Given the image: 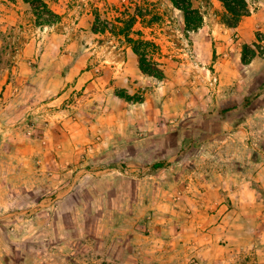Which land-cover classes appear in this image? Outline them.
Masks as SVG:
<instances>
[{
	"label": "rangeland",
	"instance_id": "rangeland-1",
	"mask_svg": "<svg viewBox=\"0 0 264 264\" xmlns=\"http://www.w3.org/2000/svg\"><path fill=\"white\" fill-rule=\"evenodd\" d=\"M34 1L53 23L0 0V264H264V0L249 34L213 0L193 31L169 0H125L159 17L134 29L162 79L93 31L121 0ZM32 67L85 73L45 89Z\"/></svg>",
	"mask_w": 264,
	"mask_h": 264
},
{
	"label": "trees",
	"instance_id": "trees-1",
	"mask_svg": "<svg viewBox=\"0 0 264 264\" xmlns=\"http://www.w3.org/2000/svg\"><path fill=\"white\" fill-rule=\"evenodd\" d=\"M31 3L32 8L35 10L34 14L38 19H41L42 24L53 23L52 12L46 9V13L49 15L43 17V12H36L37 5L34 0H25ZM172 5L180 10L183 14L184 28L186 31H193L197 29L203 21V12L194 7V0H169ZM223 6V13L221 16V22L228 27H235L243 16L250 13V8L247 0H219ZM119 5H105V11L113 12L112 19H105L100 21L99 12L94 9V22L92 29L94 32H110L115 35L121 43H125L129 46L137 56L139 69L150 76H154L158 79L164 77L163 69L160 63L155 59V53L158 45L153 39H148L141 29H134L136 23H141L143 26L146 24H152L157 22L159 17L157 15H151L148 11L138 3H131L125 0L118 2ZM115 6V7H113ZM43 7L46 8L45 3ZM151 16V17H148ZM248 50L246 45L243 46V61H245L244 53ZM253 54V53H252ZM253 56V55H252ZM257 93L253 97H256ZM251 99L244 97V105H248ZM234 107H228L226 111L233 109ZM164 165L163 161L154 162L151 167L156 169Z\"/></svg>",
	"mask_w": 264,
	"mask_h": 264
},
{
	"label": "crops",
	"instance_id": "crops-1",
	"mask_svg": "<svg viewBox=\"0 0 264 264\" xmlns=\"http://www.w3.org/2000/svg\"><path fill=\"white\" fill-rule=\"evenodd\" d=\"M213 1L218 3L220 5V8H222V10H224L223 6L219 0H213ZM43 2H45V1H43ZM52 11L55 12L54 9ZM57 12H56V14H57ZM63 12L64 11H62V13ZM257 15H259V13H257L256 15L248 14L246 16H243L241 18V20L239 21V23L235 27H232V28L239 29L242 33L247 32L249 34L250 32H252V24L257 19V17H255ZM57 17L59 19V20L57 19V22L59 21V23H63V21L66 19V15L61 16L59 14V12H58ZM93 22H92V25H93ZM65 49L66 48L63 47L61 49V51H64ZM44 53H45V51L43 52V54ZM81 68H83V67H32V69L30 68L29 71L33 73L32 78H34V80H36V82H40V86L45 87V89H53L58 84L62 85L63 82H65L63 86H66L69 81H72L81 72V70H82ZM18 73L21 75L23 72L18 71ZM84 73H85V71L81 72L80 75H83ZM24 78H25V80H27L29 77L24 76ZM203 242H208V241H201V244H203ZM210 242L211 241L209 240V244H210ZM202 246L203 247H201V249H202L201 252L206 254L208 249H209V246L208 245H202ZM208 258L210 259L211 256L210 257L208 256ZM200 264H202L201 261H200Z\"/></svg>",
	"mask_w": 264,
	"mask_h": 264
}]
</instances>
